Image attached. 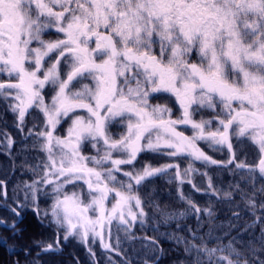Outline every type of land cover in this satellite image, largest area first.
<instances>
[{"label":"snow or ice","instance_id":"snow-or-ice-1","mask_svg":"<svg viewBox=\"0 0 264 264\" xmlns=\"http://www.w3.org/2000/svg\"><path fill=\"white\" fill-rule=\"evenodd\" d=\"M0 77V99L9 102L18 131L30 110L44 117L43 130L30 129L25 137L40 141L44 160L31 169L24 199L38 215L40 198L51 200L42 215L63 230L64 240L77 237L89 245L91 239L121 255L111 243L115 222L128 241L139 239L150 254L161 252L157 240L133 229L149 220L141 192L169 176L187 208L168 211L148 200L165 221L194 217L198 229L207 223L205 235L219 241L212 198L234 202L238 195L253 216L245 231L260 228L240 248L235 237L209 247L186 226L191 239L170 234L192 264H264V199L257 200L264 197V183L257 186L264 180V0H0ZM161 98L172 100L179 115L151 102ZM203 112L212 118L195 119ZM233 137L256 149V163L237 160ZM14 143L5 133L0 147L10 153ZM200 143L226 147L229 158H212ZM85 148L95 154L86 155ZM146 155L169 162L153 164L142 159ZM213 166L236 177L230 190L221 194L208 171ZM196 176L204 178L203 190ZM185 183L207 196L208 206L186 194ZM0 196L7 197L2 181ZM0 225L17 231L15 222L0 219ZM34 243L47 253L60 239ZM88 252L95 257L91 246Z\"/></svg>","mask_w":264,"mask_h":264},{"label":"rangeland","instance_id":"rangeland-1","mask_svg":"<svg viewBox=\"0 0 264 264\" xmlns=\"http://www.w3.org/2000/svg\"><path fill=\"white\" fill-rule=\"evenodd\" d=\"M50 39L56 38L55 36L52 37H46ZM4 77H0V80H3ZM48 97L46 96V100ZM152 103H160V104H168L169 107L173 109V118L179 115V113L176 110V105L172 102L170 99L161 98L152 100ZM8 101H5L3 99H0V144L3 143L4 135L5 133L12 138V140L15 142L12 146L11 152L4 148L0 147V181L4 182L6 185V191H7V197H2L1 205L5 206L7 208H15L16 211L19 213V217L13 214L11 212V217L8 219H4L5 212L0 210V219L4 220L7 224H11L13 222H16L17 227L20 225L21 220L24 221L26 216H24V213L22 210H25L27 207L19 208L17 207V204H24L29 205V210L32 212V216L29 218H33L34 214L36 215L35 218L38 221H42L44 223L49 222L48 217H44L42 215L43 211L48 209L49 205L51 204L50 199H46L44 197H41L39 200V210L41 215L37 214V210L35 206L31 204L30 201H26L24 199V192L26 189L24 188L25 183H31L33 180V173L32 168H34L38 163L43 162L44 160V153L40 151V141L35 139L34 137H28L27 136L28 131L34 130L36 132H39L43 130V124H44V117L43 115L36 109H32L29 111V114L25 118V127L24 131H18L16 124L17 120L15 118V115L9 110L8 108ZM203 116L204 119H210L212 118V113L210 112H203V113H197L195 116V119L199 120ZM67 125H63L61 129H58V134L63 136L65 134L64 129H66ZM215 127V125H213ZM183 130V128H181ZM116 131L115 129L113 130ZM186 135H191V131H186ZM233 143V151L236 153L237 160H244L248 164H254L256 163L257 159V153L256 149L250 144V143H239L235 137L232 139ZM209 156L212 158L218 160V161H224L229 158V150L224 147L220 150H214L210 149L208 146H206L204 143H200L199 145ZM84 152L86 155H94V151H92L90 148H85ZM142 159H145L153 164H161L165 162H169L164 159H157L154 158L151 155L143 156ZM185 165L182 163L181 167L183 168ZM197 168H200L199 162L195 165ZM203 170V169H202ZM209 173L213 176L214 183L221 189V194L223 190H230L229 184L233 182L236 177H233V175L227 171L226 169H219L215 166L208 169ZM38 178V177H37ZM170 177L169 176H162L159 178H156L144 191L141 192L142 198L145 199L146 202V211L149 214V220L147 223L140 227L139 225L133 229L136 236L138 237H144L147 236L149 238H153V236L150 235L149 229L152 228H161L165 226H172L174 223L177 224V222L181 223L186 222V219L191 221L196 219L191 216H186L184 219L180 221L176 220H170L165 221L159 213H156L153 208L147 207V201L153 200L157 202L162 208H166L168 211H180L184 212L186 211L187 206L180 202L177 199V192H176V184L175 183H169ZM264 181V180H263ZM260 180H257V186L260 185ZM194 183L197 184V186L201 187L203 190L206 187V183L203 177L196 176L194 179ZM8 190H11L8 191ZM183 191L186 194H190L192 199L201 207L208 206V197L203 195L201 193L195 192L191 186L187 183L183 186ZM250 191V189H248ZM145 192L150 193L149 196H145ZM10 196L13 199L12 203L9 202L6 203ZM257 196V200H259ZM264 199V197H262ZM216 205V220L213 225L214 237H220V239H224L226 237H229L234 232L237 231V234L243 233V229L240 227V223H238V220L234 218V213H237L239 216L248 210V207L246 206L245 202L240 199V197L237 195L234 199V202H229L227 200L220 201L218 198L213 197L212 198V206L215 207ZM15 206V207H14ZM28 219V217H27ZM232 224L233 227H229V224ZM54 229L55 225H52ZM190 228L189 224L184 225V229L186 230V227ZM47 227V226H46ZM56 235L60 239V243L58 247H55V250L50 251L54 254H63L66 246V249H68L67 254L71 255L74 261H71V264H75V259L77 260L78 254L77 252H81L85 254V260L86 264H109L108 257L111 256L112 261L115 262V264H124L125 260H128L130 262H133L134 264L142 263L144 264V260L148 259L149 261L157 260L159 253L150 254L149 250L144 247L145 241L142 240H132L128 241L125 237L123 232H118V230L115 227V222L113 223L112 228V238L111 243L114 248L118 247L119 252L121 255H117L115 252H106L103 250L99 242L96 244L91 243V239L89 241V245H85L83 242L79 240L77 237H69L67 240L63 239L64 232L63 230H57L56 229ZM155 231V230H154ZM206 231H208V226ZM119 236L120 238V244L117 246L116 244V237ZM209 238V237H208ZM221 239V240H222ZM91 246L93 252H95V257L90 255L88 252V247ZM39 248V246H37ZM78 248H80L78 250ZM160 248V247H159ZM115 256H117L115 258Z\"/></svg>","mask_w":264,"mask_h":264},{"label":"trees","instance_id":"trees-1","mask_svg":"<svg viewBox=\"0 0 264 264\" xmlns=\"http://www.w3.org/2000/svg\"><path fill=\"white\" fill-rule=\"evenodd\" d=\"M260 184L264 183L263 180H260ZM11 192V190H8ZM9 193V198L6 200L9 202H13ZM259 200L263 199L262 197H258ZM258 200V201H259ZM2 197L0 196V210L5 212L4 219H8L11 217V212L9 208L2 206ZM15 207V206H14ZM26 209L22 210L24 216L26 218L21 220L20 225L17 227V231L14 234L13 231L0 225V264H71V261H74L71 255H68V249L66 246L63 254H54L53 252H41L40 247L34 243L35 240H42L47 243H53L57 239L56 229L53 228L52 225L44 222H40L36 220L35 214L33 218H29L32 216V212L29 210V205H26ZM16 208V207H15ZM216 210V205L214 207ZM259 214V213H258ZM28 217V219H27ZM253 220V216L250 214V210L243 212L238 219V223H240V227L244 230L243 233L234 232L229 237L224 239H220L219 241H214L209 239L208 236L205 235L207 232V223H205L204 227L201 229L197 228V221L194 219L189 221L186 219V222L180 223V228L176 227V223L174 225L161 227L158 230L149 229L150 235L153 236L155 240L158 241L160 252L157 260H155V264H192V256L188 255L184 251V245L176 243L174 238L170 237V234H175L176 236H183L185 238L191 239L189 231L184 229L185 224H189L190 229L193 232H197L198 235L204 236V243H207L209 247H216L217 244H226L230 240H235L233 242L236 244V247H244L248 240H254L256 236L260 234V228L256 227L254 230L245 231V226L250 224ZM16 223V222H15ZM47 226V227H46ZM6 241V243H4ZM243 241V243H241ZM196 243H201L200 240H197ZM80 248H78L79 250ZM81 252L78 254L77 260L75 259V264H86L85 254ZM39 253V255H37ZM117 256H115L116 258ZM130 264H134L130 262ZM142 264V263H135Z\"/></svg>","mask_w":264,"mask_h":264}]
</instances>
